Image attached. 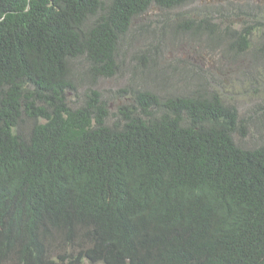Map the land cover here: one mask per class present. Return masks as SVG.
I'll return each mask as SVG.
<instances>
[{
	"label": "trees",
	"instance_id": "obj_1",
	"mask_svg": "<svg viewBox=\"0 0 264 264\" xmlns=\"http://www.w3.org/2000/svg\"><path fill=\"white\" fill-rule=\"evenodd\" d=\"M190 1L0 0V264H264V107L243 117L191 70L180 86L160 44L99 89L138 19ZM250 30L226 51L252 49Z\"/></svg>",
	"mask_w": 264,
	"mask_h": 264
},
{
	"label": "rangeland",
	"instance_id": "obj_2",
	"mask_svg": "<svg viewBox=\"0 0 264 264\" xmlns=\"http://www.w3.org/2000/svg\"><path fill=\"white\" fill-rule=\"evenodd\" d=\"M167 18L207 20L219 33V39L205 31L193 35L182 30L175 36L171 33V22V26L162 31L163 20ZM245 27L251 28L249 39L253 42L252 49L245 53L227 52L228 43L235 39L227 36ZM133 34L137 35L138 44L127 51L121 75L102 80L99 89L104 94L111 95L127 86L135 63L132 57L137 51L145 50L147 46L154 51L160 44L158 52L153 54H160V65L177 68L175 79L179 80L180 86L184 84L180 77L191 70L205 81L206 89L217 91L225 103L238 108L243 117L250 114L254 118L261 116L264 107V56L254 53L258 44L264 42V0H191L187 6L172 11L153 7L135 22ZM71 96L77 100L73 94ZM109 102L111 108L116 106L112 99ZM239 143L244 147L261 143L259 132L252 127L249 135Z\"/></svg>",
	"mask_w": 264,
	"mask_h": 264
}]
</instances>
